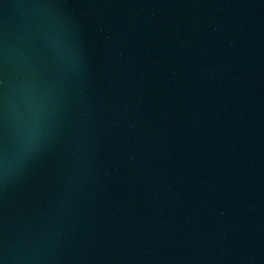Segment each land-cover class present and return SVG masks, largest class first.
Segmentation results:
<instances>
[{
	"label": "water",
	"instance_id": "1",
	"mask_svg": "<svg viewBox=\"0 0 264 264\" xmlns=\"http://www.w3.org/2000/svg\"><path fill=\"white\" fill-rule=\"evenodd\" d=\"M0 264H264V0H0Z\"/></svg>",
	"mask_w": 264,
	"mask_h": 264
}]
</instances>
